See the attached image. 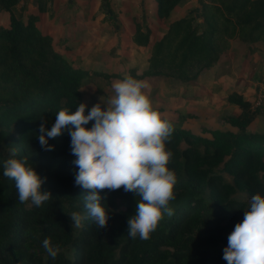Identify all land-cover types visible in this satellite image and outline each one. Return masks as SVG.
<instances>
[{
  "label": "trees",
  "instance_id": "trees-1",
  "mask_svg": "<svg viewBox=\"0 0 264 264\" xmlns=\"http://www.w3.org/2000/svg\"><path fill=\"white\" fill-rule=\"evenodd\" d=\"M19 0H0L5 21L0 23V264H227L222 259L228 235L244 218L254 194L264 196V132L251 131L257 112L243 94L231 92L226 101L237 109L223 118L230 129L208 128V136L193 134L182 121H172L173 153L168 165L177 176L176 198L149 240L131 239L127 219L136 199L123 189L102 191L110 212L107 228L89 220L71 226L72 212L86 215L85 190L74 186L78 169L71 163L70 137L65 132L43 151L38 142L41 116L50 128L64 108L75 111L83 102L81 88L91 76L110 79L117 74L75 67L53 49L52 39L14 14ZM192 0H152L155 14L167 19L175 9L185 10ZM148 31L137 26L133 42L149 45ZM232 41L248 47L264 45V0H199V8L169 23L162 37L151 44L142 75L194 80L217 64ZM132 77H136L132 72ZM88 108L85 114H87ZM90 122L86 127H91ZM16 148L47 180L49 202L36 207L21 204L14 181L3 176L2 162ZM45 237L59 244L55 259L42 247Z\"/></svg>",
  "mask_w": 264,
  "mask_h": 264
},
{
  "label": "clouds",
  "instance_id": "clouds-1",
  "mask_svg": "<svg viewBox=\"0 0 264 264\" xmlns=\"http://www.w3.org/2000/svg\"><path fill=\"white\" fill-rule=\"evenodd\" d=\"M147 83L126 76L113 83L114 94L107 103L88 105L80 102L75 111L61 109L50 128L41 116L38 142L43 151L54 150L49 144L65 132L70 137L71 162L78 171L74 186L85 190L86 215L72 212L71 226L81 228L89 219L97 229L107 228L110 219L102 191L123 189L136 199L134 214L127 219L131 239L149 240L165 216L174 215L170 206L175 200L177 176L168 165L173 153L166 148L174 132L173 124L162 118L145 93ZM104 105L102 108L101 105ZM92 122L91 127H86ZM17 149L10 150L2 162L3 176L14 181L17 199L23 204L31 201L36 207L49 202L52 193L43 190L47 177L41 176L29 157H18ZM244 218L235 224L223 248L222 259L227 264H264V196H251ZM42 247L51 258L60 253L59 244L45 237Z\"/></svg>",
  "mask_w": 264,
  "mask_h": 264
},
{
  "label": "rangeland",
  "instance_id": "rangeland-1",
  "mask_svg": "<svg viewBox=\"0 0 264 264\" xmlns=\"http://www.w3.org/2000/svg\"><path fill=\"white\" fill-rule=\"evenodd\" d=\"M198 8L199 0H192L189 8L175 9L167 19H159L152 0H101L100 51H91L92 55L96 52L99 54L83 59L76 56L70 58L62 56V48L55 47L62 58L77 68L90 73L103 71L117 74L118 78L91 76L86 80L81 94L88 109L98 102L106 104L114 94L113 83L132 76L134 72L135 79L147 83L148 87L144 91L161 116L175 122L182 121L183 127L200 137L209 135L204 129H230L223 118L235 115L237 109L229 105L226 98L231 92H239L252 102L254 95H251L256 85L264 79V52L257 53L258 49L256 52L251 47L232 41L220 61L209 69L201 70L194 80L180 82L171 78L142 75L148 69L147 57L151 44L162 37L170 22L185 15H195ZM140 25L144 30L147 29L149 35V45L145 48L138 47L132 40ZM263 117L257 114L249 126L251 131L264 132Z\"/></svg>",
  "mask_w": 264,
  "mask_h": 264
},
{
  "label": "crops",
  "instance_id": "crops-1",
  "mask_svg": "<svg viewBox=\"0 0 264 264\" xmlns=\"http://www.w3.org/2000/svg\"><path fill=\"white\" fill-rule=\"evenodd\" d=\"M100 1L19 0L14 14L21 15L24 21L28 15L35 17V27L41 34L51 37L56 53L55 47L62 48V56L83 59L82 57L99 54L96 52L92 55V50L100 51ZM4 21L5 15L0 11V23ZM258 45L261 44H253L250 49L256 52L258 49L257 53H263L264 45ZM116 50L119 51L118 48ZM248 93L251 95L250 90ZM253 94L254 92L251 97Z\"/></svg>",
  "mask_w": 264,
  "mask_h": 264
},
{
  "label": "built area",
  "instance_id": "built-area-1",
  "mask_svg": "<svg viewBox=\"0 0 264 264\" xmlns=\"http://www.w3.org/2000/svg\"><path fill=\"white\" fill-rule=\"evenodd\" d=\"M253 95L250 110L264 116V79L256 85Z\"/></svg>",
  "mask_w": 264,
  "mask_h": 264
}]
</instances>
